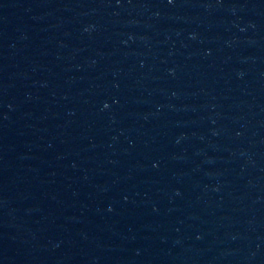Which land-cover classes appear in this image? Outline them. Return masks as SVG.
I'll return each instance as SVG.
<instances>
[{"label": "water", "instance_id": "95a60500", "mask_svg": "<svg viewBox=\"0 0 264 264\" xmlns=\"http://www.w3.org/2000/svg\"><path fill=\"white\" fill-rule=\"evenodd\" d=\"M0 264H264V0H0Z\"/></svg>", "mask_w": 264, "mask_h": 264}]
</instances>
